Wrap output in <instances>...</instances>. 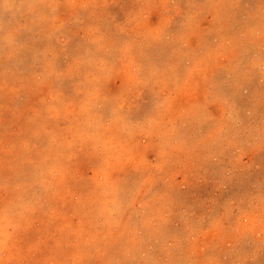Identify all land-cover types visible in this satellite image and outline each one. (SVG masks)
<instances>
[{"label":"rangeland","instance_id":"obj_1","mask_svg":"<svg viewBox=\"0 0 264 264\" xmlns=\"http://www.w3.org/2000/svg\"><path fill=\"white\" fill-rule=\"evenodd\" d=\"M0 264H264V0H0Z\"/></svg>","mask_w":264,"mask_h":264}]
</instances>
